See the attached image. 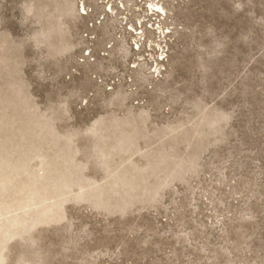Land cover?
I'll return each instance as SVG.
<instances>
[{
	"label": "rangeland",
	"instance_id": "rangeland-1",
	"mask_svg": "<svg viewBox=\"0 0 264 264\" xmlns=\"http://www.w3.org/2000/svg\"><path fill=\"white\" fill-rule=\"evenodd\" d=\"M128 1L0 0V264H264V0Z\"/></svg>",
	"mask_w": 264,
	"mask_h": 264
},
{
	"label": "bare ground",
	"instance_id": "bare-ground-1",
	"mask_svg": "<svg viewBox=\"0 0 264 264\" xmlns=\"http://www.w3.org/2000/svg\"><path fill=\"white\" fill-rule=\"evenodd\" d=\"M138 1H140V3L142 4V3H144V6H146V8H147V10L148 11H150L151 13H152V15L153 16H161V15H165L166 14V11L164 10V7H163V5L161 4V2L160 1H158V0H138ZM96 4H97V2L98 1H94ZM99 3V2H98ZM131 3H132V0L131 1H128V5H131ZM82 4V5H81ZM81 4H80V6H75L74 4H73V6L70 8V11H71V13H74L75 15H76V17H80L81 15H88V12H86V6H85V4H84V2L82 1L81 2ZM107 4H109V3H107ZM136 6H138V5H136ZM109 10H110V12L112 13V14H115L114 12H112V8H110L109 7ZM82 12V13H81ZM114 18L115 19H117V17L116 16H114ZM122 18H123V16H122ZM161 18V17H160ZM118 20V19H117ZM116 20V21H117ZM115 21V22H116ZM133 30V29H132ZM159 32V35H162V34H164V32H165V29H161V30H159L158 31ZM142 38V37H141ZM137 40V38H135L134 37V41H135V44H134V46H137V47H139V42L138 41H136ZM141 42V41H140ZM133 46V47H134ZM136 47V48H137ZM122 50H123V52L125 53V54H127V53H129V52H127V49L125 48V47H123L122 48ZM129 51V50H128ZM43 203V202H42ZM40 205V204H39ZM22 206H24V205H22ZM28 206V205H27Z\"/></svg>",
	"mask_w": 264,
	"mask_h": 264
}]
</instances>
